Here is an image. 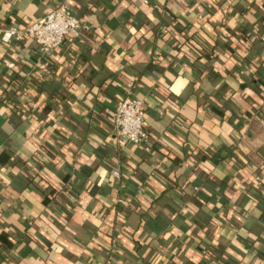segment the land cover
Masks as SVG:
<instances>
[{"label":"crops","instance_id":"1","mask_svg":"<svg viewBox=\"0 0 264 264\" xmlns=\"http://www.w3.org/2000/svg\"><path fill=\"white\" fill-rule=\"evenodd\" d=\"M60 3L77 37L0 38V264H264V0H0V30Z\"/></svg>","mask_w":264,"mask_h":264},{"label":"built area","instance_id":"2","mask_svg":"<svg viewBox=\"0 0 264 264\" xmlns=\"http://www.w3.org/2000/svg\"><path fill=\"white\" fill-rule=\"evenodd\" d=\"M85 28H88V24L80 21L65 4L60 3L50 8L41 18L1 29L0 38L5 42L33 38L40 44L42 52L48 53L59 47L66 38L77 37ZM111 121L119 142L136 146L150 142L142 100L130 92L116 100ZM113 173L118 175L119 171L114 169ZM118 201L123 202V199L119 198Z\"/></svg>","mask_w":264,"mask_h":264},{"label":"trees","instance_id":"3","mask_svg":"<svg viewBox=\"0 0 264 264\" xmlns=\"http://www.w3.org/2000/svg\"><path fill=\"white\" fill-rule=\"evenodd\" d=\"M211 159H212L213 163H215L216 159H215V155L214 154L212 155Z\"/></svg>","mask_w":264,"mask_h":264}]
</instances>
